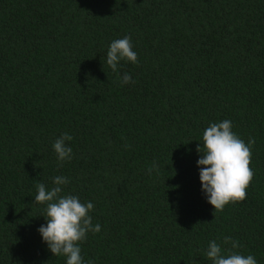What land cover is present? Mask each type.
<instances>
[{"label":"trees","instance_id":"1","mask_svg":"<svg viewBox=\"0 0 264 264\" xmlns=\"http://www.w3.org/2000/svg\"><path fill=\"white\" fill-rule=\"evenodd\" d=\"M125 35L138 63L114 73L107 46ZM223 120L254 139L253 176L215 211L197 148ZM63 133L73 157L58 167ZM57 175L61 195L94 203L86 262L211 264L208 242L230 236L264 264V0H0V264H65L34 203Z\"/></svg>","mask_w":264,"mask_h":264},{"label":"clouds","instance_id":"2","mask_svg":"<svg viewBox=\"0 0 264 264\" xmlns=\"http://www.w3.org/2000/svg\"><path fill=\"white\" fill-rule=\"evenodd\" d=\"M121 61L138 63L137 52L128 35L112 40L107 46L105 63L114 73L118 71ZM131 82L132 77L128 73L120 78L121 86ZM232 127L230 120L209 124L203 130L197 148L201 153L196 161L200 189L215 211H222L228 203L243 201L253 176L249 164L251 146L255 141L249 138L246 144ZM71 140V135L63 133L52 143L58 167H63L73 157V149L66 143ZM153 171H159L155 163L147 168L149 175ZM69 183L68 177L57 175L52 178L54 186L50 189L43 183L36 186L34 203L45 205L42 214L45 223L37 228V232L54 257L65 258V264H93L82 257L80 243L88 233L100 232L101 225L92 222L90 213L95 207L92 201L81 202L79 196L61 195L63 186ZM222 244L230 245V249L222 248L216 240L208 242L205 257L211 264H258L254 255L236 251L240 245L232 237L224 236Z\"/></svg>","mask_w":264,"mask_h":264}]
</instances>
